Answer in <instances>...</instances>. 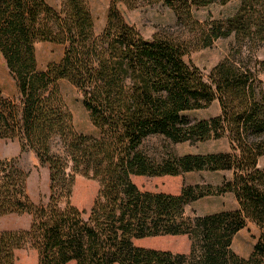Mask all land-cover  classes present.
I'll use <instances>...</instances> for the list:
<instances>
[{"label":"trees","instance_id":"obj_1","mask_svg":"<svg viewBox=\"0 0 264 264\" xmlns=\"http://www.w3.org/2000/svg\"><path fill=\"white\" fill-rule=\"evenodd\" d=\"M230 0H110L101 33L88 0H0V58L17 96L0 91V139L17 140L49 171L47 202L26 191L19 158L0 159V216H31L28 228L0 231V264L31 248L37 264H264V0H239L224 20L200 21L194 10ZM162 5L172 28L150 39L123 16ZM233 36L228 55L208 74L183 56ZM64 46L44 69L35 45ZM72 83L98 133L78 132L60 81ZM217 100L220 113L191 119L187 111ZM225 138L227 151L179 154L173 146ZM227 171L221 183L184 184L179 193L141 190L132 176H178ZM78 175L98 183L90 209L70 198ZM233 194L237 208L203 215L186 207L209 196ZM248 223L258 235L243 257L232 249ZM186 236L188 252L145 247L156 236Z\"/></svg>","mask_w":264,"mask_h":264},{"label":"rangeland","instance_id":"obj_2","mask_svg":"<svg viewBox=\"0 0 264 264\" xmlns=\"http://www.w3.org/2000/svg\"><path fill=\"white\" fill-rule=\"evenodd\" d=\"M54 8L59 9L61 0H46ZM110 0H88L89 7L94 19V30L101 33L107 21V14ZM239 6V0H230L224 5L213 3L194 10V15L200 21L207 19L224 20L233 15ZM120 10L125 19L133 24L143 37L150 39L156 32L172 28L175 23L173 12L162 6H141L132 10L121 5ZM233 36L217 39L211 46L193 51L185 56L183 60L197 66L203 74H208L210 69L223 60L229 53ZM37 64L39 69H44L51 61H58L63 56L64 46L50 42H38L35 45ZM256 56L264 60V45L260 47ZM264 81V73L261 74ZM60 89L67 108L72 114L75 129L80 133L97 134V129L90 121L89 114L82 103V96L78 89L69 81L61 80ZM0 91L4 97L13 98L17 96V89L4 59L0 58ZM220 113L217 100L212 101L209 106L203 109L187 111L185 116L191 119H205L216 116ZM179 154L186 153H209L227 151L228 142L225 138L208 139L197 142L177 143L173 146ZM19 158V166L28 172L26 179V191L35 203L47 202L49 197V171L47 167H38L37 161L31 152L21 153L17 140L0 139V159ZM259 165L264 167V156L260 158ZM231 174L227 171H198L181 174L178 176H132V181L141 189L147 191H161L177 194L184 184H196L207 182L219 184L224 177ZM98 183L78 175L75 179L70 202L81 210H89L97 195ZM237 208V202L231 193L218 196H209L191 203L186 207V212L203 215L221 210ZM31 216L28 214H8L0 216V231L5 229L28 228ZM258 235L257 230L246 227L240 231L232 242V249L243 257H247L255 243L254 236ZM139 245L170 250L172 252H188L189 240L186 236H156L138 241ZM14 264H37V252L31 248H24L15 252ZM68 264H76L70 262Z\"/></svg>","mask_w":264,"mask_h":264},{"label":"crops","instance_id":"obj_3","mask_svg":"<svg viewBox=\"0 0 264 264\" xmlns=\"http://www.w3.org/2000/svg\"><path fill=\"white\" fill-rule=\"evenodd\" d=\"M259 161H260V159H259ZM259 161H258V167L262 168V167L259 165ZM263 168H264V167H263ZM248 226L251 227V228H253V230H254V229L257 230V228H256V227L254 226V224H252V223H248L247 227H248ZM245 228H246V227H245ZM243 229H244V228H243ZM243 229H241L240 231H242ZM240 231H239V232H240ZM257 231H258V230H257ZM239 232H238V233H239ZM238 233H237V234H238ZM237 234H236V235H237Z\"/></svg>","mask_w":264,"mask_h":264}]
</instances>
